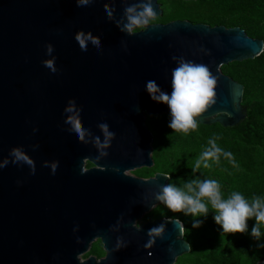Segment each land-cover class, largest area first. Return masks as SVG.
<instances>
[{"label": "water", "instance_id": "95a60500", "mask_svg": "<svg viewBox=\"0 0 264 264\" xmlns=\"http://www.w3.org/2000/svg\"><path fill=\"white\" fill-rule=\"evenodd\" d=\"M160 1L169 0H0V162L9 160L0 168V264H176L190 253L178 219L137 227L163 204L156 195L170 181L163 173L149 179L129 174L154 166L147 117L170 112L151 99L146 84L154 80L171 93L178 59L206 64L217 82L199 122L235 127L247 117L244 86L222 67L259 57L264 41L240 27L188 20L124 28L129 7L139 12L151 3V21L163 14ZM78 34L90 35L100 48L89 42L82 50ZM53 57L55 73L43 63ZM70 99L89 130L86 144L65 123ZM102 122L115 136L103 149L108 155L97 160ZM13 148L34 161L35 174L12 162ZM54 162L55 175L45 166ZM161 224L164 238L146 248L148 230ZM117 238L123 241L118 249ZM96 240L105 257L83 260Z\"/></svg>", "mask_w": 264, "mask_h": 264}, {"label": "trees", "instance_id": "16d2710c", "mask_svg": "<svg viewBox=\"0 0 264 264\" xmlns=\"http://www.w3.org/2000/svg\"><path fill=\"white\" fill-rule=\"evenodd\" d=\"M160 3L170 4L176 10L163 13L152 23L167 24L175 20H188L211 27H240L248 36L264 41V0H169ZM222 72L244 86L243 107L247 109L246 119L232 128L199 122L196 131L185 135L168 127L170 112L148 116L147 125L154 134V166L139 171L138 174L153 175L160 170L170 177L169 184L177 187H182L190 180L215 179L225 197L232 192H239L251 202L253 197H264V52L255 59L224 66ZM216 137L217 144L233 154L238 172L243 173L242 178L234 179V166L223 157L219 164L212 163L210 168L201 165L193 171L197 158L208 146V140ZM181 155L186 156L185 166L175 162ZM161 211L168 212L169 209L161 204L155 212ZM197 221L199 227L194 226ZM181 222L184 225V239H187L191 251L179 261L201 264L204 251L193 236L219 229L220 225L215 222L213 215L209 214L206 217L189 215ZM227 235L231 244L228 256L217 254V247L211 245V264H258L264 260V251L254 253L250 241L240 237V233ZM190 237L193 240H190ZM244 258L247 259L243 262Z\"/></svg>", "mask_w": 264, "mask_h": 264}, {"label": "clouds", "instance_id": "9594fccd", "mask_svg": "<svg viewBox=\"0 0 264 264\" xmlns=\"http://www.w3.org/2000/svg\"><path fill=\"white\" fill-rule=\"evenodd\" d=\"M88 3L89 0H78V5H87ZM126 11L129 14V22L124 25V28L129 32L143 29L144 25L154 22V19L151 21L149 19L154 17L151 3L144 4L142 11L139 12L133 7H129ZM106 14L111 16V12L107 10ZM76 39L84 51H87L89 42L95 49L100 48L99 42L90 35L82 38L78 34ZM52 52L53 46L48 44L47 55L51 56ZM173 60H177V57L174 56ZM43 63L53 73L57 71L54 66V57ZM216 82L217 78L210 71L208 65L180 58L177 60V66L172 70L171 93L160 90L154 80L147 82L146 89L152 100L167 105L171 115L168 127L174 132L187 135L197 130L198 118L202 117V114L213 102ZM64 112L66 113L65 123L68 125V130L77 140L86 144L90 133L88 129L82 126V116L77 110L75 100L70 99L68 101ZM98 127L103 139L100 136L95 137L96 147L100 150L96 157L97 160L101 156L108 155L103 149L111 146L115 136V133L109 130L107 123L102 122ZM217 139L218 137L208 140V146L195 162L194 172L201 165L204 168H210L212 163L219 164L222 157L234 167L237 166L233 154L221 148L216 142ZM9 155L13 163L27 164L31 168L32 174H35V163L22 148H13ZM8 163V159L0 162V168L5 167ZM45 166H50L52 174L55 175L58 162ZM156 199L174 213L182 212L185 215L191 214L193 217H206L211 211L213 219L222 227L224 233H247L249 232L248 221L254 219L255 224L250 230V235L257 241L262 240V236H264L261 232V226L264 225V197H253L251 202L239 192H232L225 197L219 182L215 179L190 180L184 183L182 187L173 184L164 185L156 195ZM194 226L199 227V222L197 221ZM164 233L165 226L163 224L150 228L148 230L149 239L145 247L150 248L157 239H163ZM122 244L123 241L117 238L115 248H120Z\"/></svg>", "mask_w": 264, "mask_h": 264}, {"label": "rangeland", "instance_id": "374dc122", "mask_svg": "<svg viewBox=\"0 0 264 264\" xmlns=\"http://www.w3.org/2000/svg\"><path fill=\"white\" fill-rule=\"evenodd\" d=\"M160 7H161L163 13H171L172 11L176 10L174 7H172L170 4H167V3H162V4L160 3ZM150 23L155 24L152 22H150ZM183 156L184 155H181L180 159H175V162L179 163L181 166L186 165V162H185L186 156H184V157ZM137 172L138 171L135 170V171L129 172V174L132 176H135V177H142L143 176L142 178H145V179L146 178H152L156 175V174H153V175H149V174L146 175L145 174V175L141 176ZM157 173H161V171L159 170ZM232 175L234 176L235 180H238V179L243 177V173H239L236 166L233 167V169H232ZM214 178H216V177H214ZM155 211H156V208L153 209L150 213L146 214L143 217V219L139 222V226L145 225L149 222H153L156 220H161V219L172 220L174 217L181 221L182 219L191 215V214L185 215L182 212L174 213L171 210H169L168 212H165V211L155 212ZM211 215H213V213L210 211L209 216H211ZM201 217H204V216H201ZM254 224H255V221L249 220L248 221L249 232L240 233V237H243L247 241H250L252 251L257 254V253H261L262 251H264V246H262V245H264V236H262V240L257 241L256 239H254L250 235V230ZM261 232H262V234H264V225L261 226ZM193 237L196 238V241L198 242L200 248L203 249V251H204V256L202 257L201 264H211L212 263L211 262V256H212L211 255V251H212L211 245H214L217 247V250H216L217 254L222 255L223 257L228 256L231 244H230L227 233L223 232L221 226L219 227V229H216L214 231H207L205 233H199V234L194 235ZM189 239L193 240L192 237H190ZM92 256L96 257L97 259H101V258L105 257V251H104V248H103L101 241L95 242V244L92 246L90 251L87 254H85L82 257V259L86 260ZM183 257H181V258H183ZM180 259H178L176 264H193V263H189V262L180 263V261H179ZM246 259L247 258H244V259H242V261L244 262Z\"/></svg>", "mask_w": 264, "mask_h": 264}, {"label": "flooded vegetation", "instance_id": "af4514ba", "mask_svg": "<svg viewBox=\"0 0 264 264\" xmlns=\"http://www.w3.org/2000/svg\"><path fill=\"white\" fill-rule=\"evenodd\" d=\"M88 166H89V167H88ZM92 167H93L92 164H90V163L87 164V168H88V169H89V168H92ZM144 169H148V168H143V170H144ZM137 171H138V172H139V171H142V169H139V170H137ZM138 172H137V173H138ZM141 176H142V175H141ZM142 177H143V176H142ZM142 177H138V178H142ZM152 178H153V177H152ZM143 179H145V178H143ZM146 179H149V178H146ZM159 206H160V205H159ZM157 207H158V206H157ZM157 207H155V208H157ZM155 208H154V209H155ZM147 214H148V213H147ZM145 215H146V214H144V216H145ZM144 216H143V217H144ZM143 217H142V219H143ZM142 219H141V220H142ZM141 220H140V221H141ZM140 221L137 222V227H140V226H139V222H140ZM97 241H100V240H96L95 242H97ZM95 242L92 244V246L95 244Z\"/></svg>", "mask_w": 264, "mask_h": 264}, {"label": "built area", "instance_id": "2783aa9c", "mask_svg": "<svg viewBox=\"0 0 264 264\" xmlns=\"http://www.w3.org/2000/svg\"><path fill=\"white\" fill-rule=\"evenodd\" d=\"M262 262H264V260Z\"/></svg>", "mask_w": 264, "mask_h": 264}]
</instances>
